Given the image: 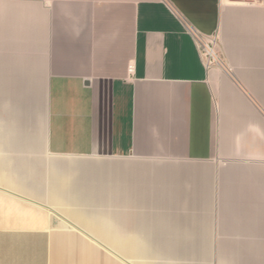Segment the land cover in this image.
<instances>
[{"label": "crops", "instance_id": "0c3cea01", "mask_svg": "<svg viewBox=\"0 0 264 264\" xmlns=\"http://www.w3.org/2000/svg\"><path fill=\"white\" fill-rule=\"evenodd\" d=\"M120 242L264 264V0H0V264Z\"/></svg>", "mask_w": 264, "mask_h": 264}, {"label": "built area", "instance_id": "2783aa9c", "mask_svg": "<svg viewBox=\"0 0 264 264\" xmlns=\"http://www.w3.org/2000/svg\"><path fill=\"white\" fill-rule=\"evenodd\" d=\"M195 39L207 69L222 68L224 61L221 56L218 37L216 35H204L197 31L195 32Z\"/></svg>", "mask_w": 264, "mask_h": 264}, {"label": "bare ground", "instance_id": "6f19581e", "mask_svg": "<svg viewBox=\"0 0 264 264\" xmlns=\"http://www.w3.org/2000/svg\"><path fill=\"white\" fill-rule=\"evenodd\" d=\"M68 187V186H67ZM80 213V212H79ZM78 214V213H76ZM86 216V215H85ZM89 216V215H87ZM88 218V217H87ZM91 218V217H89ZM65 219V218H64ZM108 220V219H107ZM65 221V220H64ZM68 221V220H67ZM107 222V221H106ZM109 223V222H108ZM75 224V223H74ZM79 224V223H78ZM82 224V223H81ZM81 224H79L81 226ZM106 224V223H105ZM109 225V224H108ZM117 232V231H116ZM95 233V232H94ZM97 234V233H96ZM108 234V233H107ZM120 234V233H119ZM118 234V235H119ZM105 235V234H104ZM102 235V236H104ZM110 235V234H109ZM114 235V234H113ZM116 235V234H115ZM121 235V234H120ZM122 236V235H121ZM110 237V236H109ZM119 239V236L115 237ZM114 236L113 239H111V241L113 240L114 242ZM115 239V240H118ZM119 241V240H118ZM142 242V241H141ZM112 247H114L116 250H118L119 252L123 253L124 255H126L128 258H132V257H140L145 253V249L143 245H139V244H128V243H112L111 245ZM146 260V259H145Z\"/></svg>", "mask_w": 264, "mask_h": 264}, {"label": "rangeland", "instance_id": "374dc122", "mask_svg": "<svg viewBox=\"0 0 264 264\" xmlns=\"http://www.w3.org/2000/svg\"><path fill=\"white\" fill-rule=\"evenodd\" d=\"M111 245L112 244H105L104 246H105V248L115 252L120 257L124 258L125 260H129L132 264H147V244H139V245H143L144 246L145 253L142 256H140V257H132V258H128L126 255H124L123 253L119 252L118 250H116Z\"/></svg>", "mask_w": 264, "mask_h": 264}]
</instances>
